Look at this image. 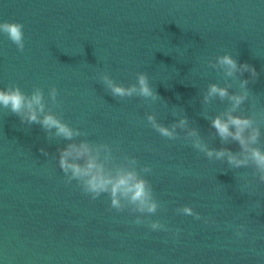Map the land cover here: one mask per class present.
I'll use <instances>...</instances> for the list:
<instances>
[{"label":"water","instance_id":"1","mask_svg":"<svg viewBox=\"0 0 264 264\" xmlns=\"http://www.w3.org/2000/svg\"><path fill=\"white\" fill-rule=\"evenodd\" d=\"M3 21L23 25L25 47L0 33V88L39 86L50 105L55 86L53 111L87 133L77 139L115 143V154L151 168L145 178L162 207L150 219L170 231L136 225L137 214L110 209L106 195L92 200L66 184L55 158L66 141L0 108V264H264V184L253 169L209 160L184 131L170 140L146 120L170 126L184 115L210 148L221 147L203 114L228 102L200 101L208 84L224 85L207 62L225 53L258 73L244 114L264 109V0H0ZM137 72L160 98L119 99L99 82L107 73L127 86ZM261 133L264 148V124ZM184 205L201 219L177 213Z\"/></svg>","mask_w":264,"mask_h":264},{"label":"clouds","instance_id":"2","mask_svg":"<svg viewBox=\"0 0 264 264\" xmlns=\"http://www.w3.org/2000/svg\"><path fill=\"white\" fill-rule=\"evenodd\" d=\"M0 33L6 35L18 51L23 52L25 43L21 23L0 22ZM207 63L209 67L221 70L225 80L223 86L216 83L208 84L200 101L205 107L217 99L228 102L224 110L214 116H209L206 112L203 114L209 121L212 130L210 134L219 138L221 147L210 148L199 131L189 127V121L184 115L170 126L159 123L152 114H147L146 120L157 133L170 140L179 138L177 129L184 131L185 138L191 140V146L202 152L209 160L226 162L230 169L251 167L255 181L264 184V148L260 146L264 109L260 113L253 112L250 115H245L242 109V105L250 99L247 85L255 81L258 73L253 66L238 63L227 53L217 55L215 62L210 59ZM245 72L249 73L250 79L239 78ZM228 78L233 82L238 81V91H229L233 84L228 83ZM99 82L112 96L119 99L136 96L155 101L160 98L149 86L148 76L144 72H137L136 82L127 86L115 82L107 73L99 74ZM57 96L58 89L55 86L49 87L48 100L51 102L49 105L45 101L41 87L34 85L30 93H25L19 86L9 84L0 88V108L17 115L21 123L39 124L49 141L55 139L66 141L62 147L57 148L55 157L66 184L75 181L81 192L92 200L102 194L106 195L110 209L116 212L127 210L129 214H137L133 220L136 225L146 224L153 231H170L164 223L150 219L162 207L156 199L151 183L145 178L146 174L151 173V168L139 165L134 156L126 153L115 154L118 151L115 143L77 139L87 136V133L70 126L53 111V107L59 104ZM173 115H176V112H173ZM231 143L238 146L237 151L223 146ZM40 151L45 156L49 155L44 149ZM251 183L245 180L244 187ZM176 212L192 216L196 220L201 219L200 214L187 205L177 208ZM204 222L209 221L205 218ZM243 230V225L236 226V235H242ZM178 233L179 229H176L174 234Z\"/></svg>","mask_w":264,"mask_h":264}]
</instances>
